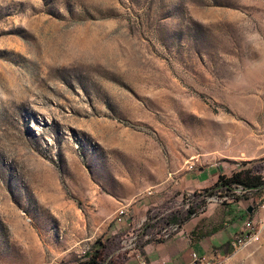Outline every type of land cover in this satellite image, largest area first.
<instances>
[{
    "label": "rangeland",
    "instance_id": "1",
    "mask_svg": "<svg viewBox=\"0 0 264 264\" xmlns=\"http://www.w3.org/2000/svg\"><path fill=\"white\" fill-rule=\"evenodd\" d=\"M243 163L264 176V0H0V264H121L120 205L143 246L209 203L261 232L204 264H264V190L176 186Z\"/></svg>",
    "mask_w": 264,
    "mask_h": 264
},
{
    "label": "crops",
    "instance_id": "2",
    "mask_svg": "<svg viewBox=\"0 0 264 264\" xmlns=\"http://www.w3.org/2000/svg\"><path fill=\"white\" fill-rule=\"evenodd\" d=\"M220 174H224V171L216 166L197 170H192L189 167L177 180L176 186L183 192L185 190L187 192L204 190L214 186L218 182ZM216 206V203H209L202 213L191 217L179 227L170 240L143 244L142 253L147 258L148 264H190L194 253L199 256H207L213 246L222 245L224 242L231 245L234 234L242 228L249 215L242 219V225L233 221L229 225L226 224L225 227L210 229L207 224L204 225V222H208L210 216H213ZM121 264L139 263L134 257H126Z\"/></svg>",
    "mask_w": 264,
    "mask_h": 264
},
{
    "label": "built area",
    "instance_id": "3",
    "mask_svg": "<svg viewBox=\"0 0 264 264\" xmlns=\"http://www.w3.org/2000/svg\"><path fill=\"white\" fill-rule=\"evenodd\" d=\"M234 190L238 191L240 194L249 192L247 189H244L242 185L235 186ZM261 207L264 209V199L261 204ZM132 207L130 204H122L117 208V211L114 216V222L117 227L127 226L129 229L124 233L123 237V249L130 257H134L138 260L139 264H148L146 258L142 253V244L140 243V230L146 219H143L140 223L135 224L131 218ZM179 225H174V229H178ZM261 226L256 223L251 217H247L243 223L242 228L234 234L231 245L234 248L236 242H241L244 238H248L254 234H260ZM198 259H206L204 256H199L196 253L193 254L192 261Z\"/></svg>",
    "mask_w": 264,
    "mask_h": 264
},
{
    "label": "trees",
    "instance_id": "4",
    "mask_svg": "<svg viewBox=\"0 0 264 264\" xmlns=\"http://www.w3.org/2000/svg\"><path fill=\"white\" fill-rule=\"evenodd\" d=\"M234 185H242L244 189L248 191H262L264 190V176L254 170L253 167L247 166V163H243V166L234 171L231 175L220 174L218 182L209 188L204 189L208 194H214L222 190L234 191ZM247 193L240 195L237 199H241L242 196H247ZM201 205L197 204L189 208L188 212L180 217L178 215L173 216L172 222L177 223L181 227L185 222H187L191 217L199 214V207ZM99 258V252H96L91 258L86 261V264H97ZM113 264V263H111Z\"/></svg>",
    "mask_w": 264,
    "mask_h": 264
},
{
    "label": "bare ground",
    "instance_id": "5",
    "mask_svg": "<svg viewBox=\"0 0 264 264\" xmlns=\"http://www.w3.org/2000/svg\"><path fill=\"white\" fill-rule=\"evenodd\" d=\"M254 235H259V234H254ZM254 235H251V236H254ZM250 237V236H249ZM248 237V238H249ZM248 238H244V239H248ZM242 242V241H241ZM205 259H198V260H195L193 261L194 264H204L205 263Z\"/></svg>",
    "mask_w": 264,
    "mask_h": 264
},
{
    "label": "water",
    "instance_id": "6",
    "mask_svg": "<svg viewBox=\"0 0 264 264\" xmlns=\"http://www.w3.org/2000/svg\"><path fill=\"white\" fill-rule=\"evenodd\" d=\"M252 210V208L250 207L249 209H248V211H251Z\"/></svg>",
    "mask_w": 264,
    "mask_h": 264
}]
</instances>
